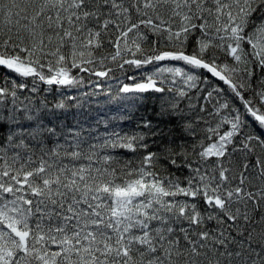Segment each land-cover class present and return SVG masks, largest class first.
I'll list each match as a JSON object with an SVG mask.
<instances>
[{
	"label": "snow or ice",
	"instance_id": "1",
	"mask_svg": "<svg viewBox=\"0 0 264 264\" xmlns=\"http://www.w3.org/2000/svg\"><path fill=\"white\" fill-rule=\"evenodd\" d=\"M0 13L17 17L0 29V264H264V0H0ZM109 61L152 66L109 101H130L111 119L136 121L131 134L69 124L79 97L33 98L37 82L110 78ZM190 92L214 100V126L184 106Z\"/></svg>",
	"mask_w": 264,
	"mask_h": 264
},
{
	"label": "trees",
	"instance_id": "2",
	"mask_svg": "<svg viewBox=\"0 0 264 264\" xmlns=\"http://www.w3.org/2000/svg\"><path fill=\"white\" fill-rule=\"evenodd\" d=\"M19 11V9H13V13ZM17 17L13 14L11 17V22L9 23L8 19H6L5 15L0 13V29H7L8 27H14ZM22 23L24 21H21ZM209 22L212 23V18H209ZM107 51H111V49H107ZM230 62V61H226ZM109 67L113 68L112 73H110V78H99L97 79L94 76H85V87H81L79 89H63L58 88V86H49L42 82H37V87L40 89L37 97H33L34 99H44L46 98L49 106L55 104L57 101H62L68 96L79 97L80 100L77 102L83 103V108L77 109L73 107L71 109V113L68 117L69 124H76V122H80L85 129H95L93 131V136L100 135L101 137L107 132H111L114 128L123 133L131 134L136 131V121H127V120H113L112 117L120 116L126 114V110L131 107L130 101L126 100H116L115 102H109L112 97L117 95V90L120 87L119 81L123 83H131L130 80L125 79L126 76L136 75L139 80L145 73L150 72L152 70V66H146L144 69L137 70L134 67H130L125 65V69L122 71L117 68L116 65L109 61ZM47 69H45V72ZM73 74L76 75V69L72 70ZM3 71L0 70V77H2ZM80 75L84 76L83 73ZM89 81H97L100 84V88H96L95 91L97 95L92 96L90 98H84V92H92L93 86L89 83ZM212 83L216 86L223 87L227 90V85H223L222 82H216L212 80ZM0 86H3L0 84ZM29 86H31V78H29ZM186 87V86H185ZM206 87V85H201V88ZM48 89V91H45ZM195 90H192L194 92ZM192 92L189 93V98H186L183 101L185 107L192 104H196L197 106L203 105L207 109L206 112L201 113L204 115L206 119H208L212 125L214 126L216 121L219 119V116H216L213 119V116H209L208 112L214 113V100H200L199 96L201 94H196V96L192 95ZM230 92V90H229ZM110 94V95H109ZM21 100L26 96H30L31 94L28 91H24L18 93ZM131 95V94H129ZM159 95V94H156ZM215 97V94H214ZM11 97L4 98V104L10 106ZM71 103V102H70ZM155 100L153 98L152 101H149V109L151 111V107L154 105ZM240 101H235V106H240ZM142 114L138 113L137 115ZM221 115H228L227 110H222ZM100 119L102 121H107L108 127L105 128V124L102 122L99 125L96 124V120ZM230 127V126H226ZM225 130L224 128L221 131ZM249 131L251 128L248 129ZM87 131L85 135L87 136ZM205 143H209V141H205ZM119 154L124 159H131L136 161L138 159L137 156H134L131 153H128L126 150H118ZM187 173H183L181 175H186ZM210 227H214V225H210Z\"/></svg>",
	"mask_w": 264,
	"mask_h": 264
}]
</instances>
